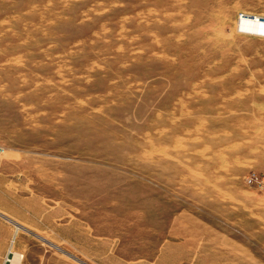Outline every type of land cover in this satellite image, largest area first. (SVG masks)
Instances as JSON below:
<instances>
[{
    "label": "rangeland",
    "instance_id": "rangeland-1",
    "mask_svg": "<svg viewBox=\"0 0 264 264\" xmlns=\"http://www.w3.org/2000/svg\"><path fill=\"white\" fill-rule=\"evenodd\" d=\"M241 13L264 0H0V264H264Z\"/></svg>",
    "mask_w": 264,
    "mask_h": 264
},
{
    "label": "built area",
    "instance_id": "built-area-1",
    "mask_svg": "<svg viewBox=\"0 0 264 264\" xmlns=\"http://www.w3.org/2000/svg\"><path fill=\"white\" fill-rule=\"evenodd\" d=\"M243 17H247V20L250 21H255L257 22V29L255 30L256 33L251 32V31H242L244 33H247L249 35H254V36H261L264 37V16H257L256 14H249V13H241L240 14V18ZM246 181L249 185L251 186H263L264 181L261 178V176L254 172V173H250L247 177H246Z\"/></svg>",
    "mask_w": 264,
    "mask_h": 264
},
{
    "label": "bare ground",
    "instance_id": "bare-ground-1",
    "mask_svg": "<svg viewBox=\"0 0 264 264\" xmlns=\"http://www.w3.org/2000/svg\"><path fill=\"white\" fill-rule=\"evenodd\" d=\"M16 254H17V257L20 256V255H18V253H16Z\"/></svg>",
    "mask_w": 264,
    "mask_h": 264
}]
</instances>
